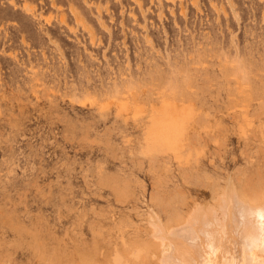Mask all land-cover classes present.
I'll use <instances>...</instances> for the list:
<instances>
[{
	"label": "rangeland",
	"instance_id": "1",
	"mask_svg": "<svg viewBox=\"0 0 264 264\" xmlns=\"http://www.w3.org/2000/svg\"><path fill=\"white\" fill-rule=\"evenodd\" d=\"M230 181L264 196V0H0V264H103Z\"/></svg>",
	"mask_w": 264,
	"mask_h": 264
},
{
	"label": "bare ground",
	"instance_id": "2",
	"mask_svg": "<svg viewBox=\"0 0 264 264\" xmlns=\"http://www.w3.org/2000/svg\"><path fill=\"white\" fill-rule=\"evenodd\" d=\"M130 90L133 88L125 85L123 92ZM156 129L163 142H171L181 135L183 122L178 117L163 119ZM260 191L244 189L230 181L211 206L197 208L187 221L170 211L167 223L152 214L151 226H146L148 236L137 235L128 241L124 231H118L120 246L106 256L108 259L103 257V264H154L155 260L160 264H264V196ZM33 236L39 240L36 234ZM38 250L39 264H75L74 257L60 256L44 243L38 242ZM98 259L94 255L85 258L83 264H99Z\"/></svg>",
	"mask_w": 264,
	"mask_h": 264
}]
</instances>
